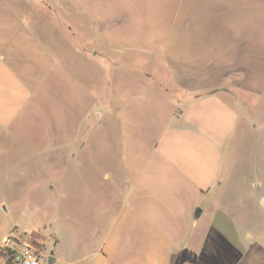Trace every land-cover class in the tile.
Masks as SVG:
<instances>
[{"label": "crops", "instance_id": "1", "mask_svg": "<svg viewBox=\"0 0 264 264\" xmlns=\"http://www.w3.org/2000/svg\"><path fill=\"white\" fill-rule=\"evenodd\" d=\"M13 3L0 0V249L45 232L55 249L60 221L89 240L65 264H264V0ZM36 197L60 208L24 239L13 216Z\"/></svg>", "mask_w": 264, "mask_h": 264}, {"label": "rangeland", "instance_id": "2", "mask_svg": "<svg viewBox=\"0 0 264 264\" xmlns=\"http://www.w3.org/2000/svg\"><path fill=\"white\" fill-rule=\"evenodd\" d=\"M11 2H14L13 4L15 5V7L20 6L21 10H26V8L28 7V3H33L35 4L36 0H9ZM248 158V156H247ZM255 160H251L249 163H245L246 167L248 169L253 168V164H255L254 162ZM254 162V163H252ZM251 164V165H250ZM244 165V166H245ZM255 166V165H254ZM264 171V168H263ZM264 176V174H263ZM254 174L251 171H247L246 172V179L247 181H249L250 184H252V181L254 179ZM259 177V176H258ZM78 193L76 190H72L70 192V196L71 198H74L75 196H77ZM35 197V196H34ZM49 198L53 201H57L60 202V194L59 192L56 190L55 192H53L50 196H48L47 198H45V200H49ZM70 198V205L64 206L67 207L68 210H70V212L74 213V218L77 220H80V222L83 220L84 217V212H88L89 210L85 207V206H80L76 201H74L73 199ZM51 201V202H52ZM41 203H44V198L43 197H36L35 199H33L30 203H27L25 205V203L19 205V208L16 209V212L14 214L13 217H15L17 224H15L18 228L16 231V233H23L26 234V236H24V239H28L27 236L29 235L30 229L37 231V229H40V226L38 225L42 220H44V218H46L52 211L54 210H58L60 206H55V205H45L46 209L43 208H39L37 207L38 205H42ZM29 205H36L37 207V211L33 209H29L28 206ZM85 207V208H84ZM197 208H200L202 210V208L200 206H197ZM63 208L61 205V212H62ZM214 216H216V222L215 225L217 226V228H231V224L229 222V219L227 217H225L224 214L218 213V212H214L213 213ZM88 223L86 225H90L89 224V218H87ZM52 223V222H50ZM91 223V222H90ZM202 223H203V228L206 224V219L205 217H202ZM46 224V223H45ZM44 224V225H45ZM261 224L262 227H264V219H261ZM62 225L60 221H58L57 226L60 227L58 234H59V238H57L58 242L56 244L55 249H53V242L54 239L48 236V233L45 232V241L43 242L41 239L39 238H32V242H30L29 245H32L34 247H38L43 251V255L45 256L46 260L42 263V264H48V259L47 257H49L51 254H55L59 255V260L55 263V264H65L68 259L70 258V256H72L71 253L68 252V250L70 249V251L72 250L73 244H78L81 246H84V243L86 244L89 240L88 238H67V233L64 232V230L62 229ZM243 226L245 229H252L253 228V221L252 220H245V222L243 223ZM15 230H11V233H14ZM25 232V233H24ZM44 234V233H43ZM78 239V240H76ZM97 239L95 238L93 240V244H95V241ZM16 242L20 245L19 248L21 247V243L18 242V240H16ZM76 242V243H75ZM17 244V245H18ZM45 245V246H44ZM15 245L14 244H10L9 247L13 248ZM17 248V249H19ZM16 249V248H13ZM63 250V252H62ZM62 252V253H61ZM53 258V257H51ZM0 264H9L8 263V257L5 255H2V251L0 250Z\"/></svg>", "mask_w": 264, "mask_h": 264}, {"label": "built area", "instance_id": "3", "mask_svg": "<svg viewBox=\"0 0 264 264\" xmlns=\"http://www.w3.org/2000/svg\"><path fill=\"white\" fill-rule=\"evenodd\" d=\"M16 240V237H8L4 247L0 249L2 255L8 257L9 264H42L46 260L43 251L38 247L28 244L21 245L19 249L9 247L10 244L17 245Z\"/></svg>", "mask_w": 264, "mask_h": 264}, {"label": "water", "instance_id": "4", "mask_svg": "<svg viewBox=\"0 0 264 264\" xmlns=\"http://www.w3.org/2000/svg\"><path fill=\"white\" fill-rule=\"evenodd\" d=\"M200 212H201L200 208H196L194 211V216L198 217L200 215ZM52 261H53V258L49 257L48 263L50 264V263H52Z\"/></svg>", "mask_w": 264, "mask_h": 264}]
</instances>
